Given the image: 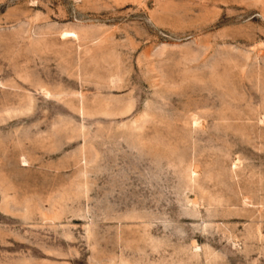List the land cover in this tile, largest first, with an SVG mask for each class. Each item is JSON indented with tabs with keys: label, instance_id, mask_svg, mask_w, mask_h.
Returning a JSON list of instances; mask_svg holds the SVG:
<instances>
[{
	"label": "rangeland",
	"instance_id": "374dc122",
	"mask_svg": "<svg viewBox=\"0 0 264 264\" xmlns=\"http://www.w3.org/2000/svg\"><path fill=\"white\" fill-rule=\"evenodd\" d=\"M0 264H264V0H0Z\"/></svg>",
	"mask_w": 264,
	"mask_h": 264
}]
</instances>
